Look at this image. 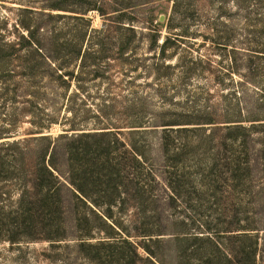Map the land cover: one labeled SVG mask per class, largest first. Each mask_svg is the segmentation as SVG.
<instances>
[{
    "label": "rangeland",
    "instance_id": "obj_1",
    "mask_svg": "<svg viewBox=\"0 0 264 264\" xmlns=\"http://www.w3.org/2000/svg\"><path fill=\"white\" fill-rule=\"evenodd\" d=\"M118 10L132 25L114 21ZM263 12V4L241 10L232 0H0V135L22 139L39 123L37 136L49 135L53 145L71 123L118 127L158 174L163 184L155 192L178 196L150 216L134 190L121 186L112 212L130 242L149 241L143 234L164 240L153 246L156 264H264V125L246 134V144L224 127L264 116L261 81L252 77L264 74ZM27 26L40 28L37 38L49 52L70 41L68 60L40 64L37 76H44L32 83L24 61L38 56L23 42ZM133 120L143 122L134 135ZM47 142L27 145L37 154ZM15 194L0 219V264H96L78 248L68 204V237L51 246L42 239L52 234L51 217L35 205L16 218ZM138 250L143 259L134 264H151ZM123 256L132 257L123 243L103 247L97 264H126Z\"/></svg>",
    "mask_w": 264,
    "mask_h": 264
},
{
    "label": "trees",
    "instance_id": "obj_2",
    "mask_svg": "<svg viewBox=\"0 0 264 264\" xmlns=\"http://www.w3.org/2000/svg\"><path fill=\"white\" fill-rule=\"evenodd\" d=\"M232 1L241 10H244L247 5H264V0ZM178 2L179 0H176V4ZM92 10L97 9L92 8ZM84 14L85 12L81 13L77 18L83 20L85 18ZM53 15L48 14V17L53 18ZM127 15L125 11L118 10L115 18L117 20L114 21L132 25L128 23L130 18L127 19L129 17ZM260 16L263 17L264 12ZM172 25L168 22L166 26L171 28ZM130 29L133 30L134 28L131 27ZM25 30L27 35L23 36V42L30 49L33 48L32 51L38 56L33 60L28 58L24 61L25 75L32 83L36 78L41 79L44 76L41 74L37 76V70L41 65L54 63L55 66L56 57L65 61L68 60L67 49L70 41L61 42L58 47L52 48V51L49 52L47 49L45 50L41 39L37 38L40 28L36 27L34 29L32 26H27ZM159 34V30H157L156 36ZM156 36H151L153 45L157 42L158 36ZM262 37H264V28L261 32ZM255 38L257 39V37ZM50 43L53 44V41L51 40ZM166 46L167 40L162 45L163 51L167 48ZM262 49H264V45ZM252 51L256 52V50ZM262 53L259 56L264 58V52ZM30 56L34 55L30 54ZM252 72H255L253 68ZM56 75L64 82V75L61 73ZM262 76L264 74L252 77H255L253 81L255 79L261 81V90L264 92V78H261ZM49 77L51 81L55 80V76L50 75ZM133 121L134 126L129 127L128 133L134 135L139 131L138 128L143 127V122L142 120ZM208 121L206 123H214L212 120ZM253 121L258 123L245 125L240 123L245 122L243 120H231L227 121L231 124L224 127H227L230 132L234 131L236 133L235 138L232 137L233 140L239 139L242 144H246V134H250L255 128L257 129L256 125L263 126L264 116L262 119L251 120V122ZM37 125L35 126L38 131L29 132L27 133L29 136L27 135L22 139H11L15 137L11 134L0 135V219L5 213L10 214L5 212L4 205L5 201L12 199L15 192V198L13 199H15L17 206L16 212L13 213L16 218L25 216L30 207L35 205H39V208L51 217L46 226L52 228V234L44 236L45 238L42 239L54 246L68 237L64 228L66 204H68L74 210L77 229L75 239L78 240V248L85 252L89 261L97 264L101 258V248L117 247L123 243L132 252V257L123 256L126 264H134L136 259H143L139 253V248L147 254L146 261L156 264L155 259L158 256L153 246L159 248L166 242L160 238L153 239V236L146 234L142 236H148L146 239H149V241H144L142 244L130 242L128 240L129 236L122 233L123 228L117 224L112 212L115 196L120 194L119 188L121 186L126 191L128 188L134 190L135 200L139 202L138 205H140L142 212L150 214V216L157 213L160 205L168 204L167 201L169 200L174 202L178 197L172 193L163 196V194L155 192V187L158 188L163 183L160 181L158 174L147 164L148 158L145 152L140 149V146L131 141V144L126 143L125 140L119 137L121 129L113 130L118 127L104 124L102 120H98L92 129H85L84 125L76 123L69 124L61 134L54 138L53 145L49 135L37 136V134H42V130H44L43 124L38 123ZM31 135L33 136L30 137ZM61 139L65 140L63 145L61 144L64 147L65 166L63 168L65 167V171L63 168L60 169L57 164L60 156L59 147H61L58 141ZM32 140L37 142L45 140L48 142L45 148L36 154L32 153L30 146L27 145ZM163 147L167 149L166 146ZM165 152L167 153V150ZM104 183L106 187L102 188ZM171 186L172 190L176 191L174 185L171 184ZM105 197L109 202L101 200ZM121 199L123 201L121 205L119 203L118 205L123 210L125 201L123 198ZM104 203L106 204L104 205ZM1 233L2 225H0V235ZM175 236L177 235L175 234ZM177 237L174 238L177 239ZM196 237L198 236L193 238ZM118 239H122L121 242H118ZM179 240L187 241L190 239ZM252 252L253 254L257 252L256 246Z\"/></svg>",
    "mask_w": 264,
    "mask_h": 264
},
{
    "label": "water",
    "instance_id": "obj_3",
    "mask_svg": "<svg viewBox=\"0 0 264 264\" xmlns=\"http://www.w3.org/2000/svg\"><path fill=\"white\" fill-rule=\"evenodd\" d=\"M162 18H160V20H161Z\"/></svg>",
    "mask_w": 264,
    "mask_h": 264
}]
</instances>
